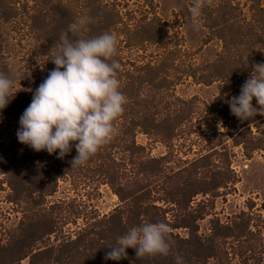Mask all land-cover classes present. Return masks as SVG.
<instances>
[{
    "label": "rangeland",
    "instance_id": "374dc122",
    "mask_svg": "<svg viewBox=\"0 0 264 264\" xmlns=\"http://www.w3.org/2000/svg\"><path fill=\"white\" fill-rule=\"evenodd\" d=\"M92 3L113 15L110 29L118 37L115 59L124 83L140 81L133 77L142 70L140 66L157 65L170 50L181 47L182 55L168 76L176 86L164 95L161 89L155 90L156 95L152 91L145 101H140L136 92L130 97L124 94L123 120L115 122L117 135L101 148L99 165L87 162L62 175L57 191L46 195L42 203L35 205L26 192L16 198L9 175L0 166V250L13 247L21 238L28 243L23 233L40 219L39 212L52 215L57 222L55 232L38 237L30 246L25 244L23 252L17 248L16 254L23 255L20 259L12 262L0 257V264H31V254L38 248L74 240L96 219L124 209V201L107 179L128 154L125 147L132 143L134 133L141 145L137 156L147 169V174H138L142 192L149 193L143 200L156 205L152 212L158 213L157 217L165 213L170 231L184 238L193 229H197V238L218 231L216 237L228 253L224 257L227 262L211 258L208 264H264V115L243 123L226 102L240 94L252 65L264 62V0H0V72L14 81L16 94L33 92L62 33L68 32L70 38L87 36L90 28L107 25L97 24ZM197 4L203 18L198 26L192 19ZM82 17L88 18L86 28L73 35L70 26ZM151 20L170 31L162 43L154 41L160 38L150 37L153 31L146 29L145 34L143 29L137 30ZM161 76L158 78L165 84ZM168 108L184 114L173 138L166 134L169 131L160 132L148 123L142 128L134 125V130L130 127L133 132L126 134L129 124L121 122L127 118L131 122L132 114L152 118L153 111H158L162 118ZM19 128L14 117L0 116V162L8 159L4 145L9 148L18 139ZM130 150L134 154L133 147ZM132 165V170L138 169V163ZM156 170L160 173L152 175ZM177 187L194 195L189 205L190 196L183 190L175 196L178 203L172 200ZM189 214L196 215L195 220L190 218L189 227H173L181 225Z\"/></svg>",
    "mask_w": 264,
    "mask_h": 264
},
{
    "label": "trees",
    "instance_id": "16d2710c",
    "mask_svg": "<svg viewBox=\"0 0 264 264\" xmlns=\"http://www.w3.org/2000/svg\"><path fill=\"white\" fill-rule=\"evenodd\" d=\"M91 5L95 11V15L97 16L96 18L99 19L97 24L106 23L107 25L103 27L94 26L86 33L87 36H81L77 34L76 36H72V39H77L78 37L91 38L101 35L104 32L113 33V30L110 29V25H112L113 22V15L107 12L105 9H101L99 6L94 5L93 3ZM106 21H108V23ZM148 22H144L143 24L137 26V30L143 29L145 34L146 29L153 31L152 34H150V37L152 36L160 38L159 40H154L155 43H162V40L170 35V31H168L167 28L155 26V22H153V20ZM37 32L39 31H34L35 34ZM46 47L47 46L42 45L43 50H45ZM44 53H47V51H44ZM179 55H182L181 47L176 51L170 50L166 55V58L157 65H152V63H149L147 66H140L139 69L142 70H139L136 73L137 76L134 74L133 77L135 79L140 77L141 80L132 81L129 85L128 82L124 83L122 81L124 74L119 69L118 79L121 84L120 90L127 97L132 96L133 92H136V95L140 101H145L148 97H151L150 94L152 91H154L156 95L157 92L155 90L158 91L161 89L162 95L168 93L170 89L175 88L177 83L174 81V79L168 76L171 72L170 68L175 66V62ZM50 58L51 55H49V59ZM49 59V67L46 68V73L41 79H39L33 92L30 94H15L8 106L5 109L0 110V116H12L17 121H20V117L24 110L32 101L35 89H37L39 85L45 80L49 71L56 67V65ZM160 75H164V77H161L164 78L166 82L165 84H163V82H161L158 78ZM157 81H159V83H157ZM176 99L180 100L178 97H176ZM254 101L255 99L253 100V105ZM135 106L138 105L135 104ZM166 110V116L162 118L158 116V111H153L152 118H143L139 115L132 114V117L130 118L131 122H129L127 117H124L127 118V120L121 123L129 124L126 134L133 132L134 125L136 127L142 128L144 123H148V127L156 128L157 130H160V132L169 131L166 134L170 138H173L176 135V131L174 129L184 114L181 110H177L174 113L170 111V108ZM154 115L156 116L154 117ZM120 120H123L121 116L118 119V124ZM244 122L245 121H243V123ZM249 122L251 121L245 123L244 126L248 125ZM130 127H132L133 130ZM4 146L7 151V154L5 155L8 156V159L6 161L0 162V166L3 169V172L6 171L5 173L9 175L7 179L9 178L11 187L15 189V192H17L16 198H20V196H22L21 193L26 192L25 195L29 194L30 197H33V203L35 205L42 203L46 195H52L57 191L58 178H60L62 175L64 176L72 172L73 168H71L72 165L70 161L77 155L75 143L73 144L71 153L66 155L63 159L57 158L59 151H57L56 154H49L47 151L36 152L29 146L20 143L18 139L8 146L9 148H6V145ZM131 147H133L135 150L134 154H130L132 153L130 150ZM140 149L141 145L136 143L134 133L132 143L125 147V150L128 152V154L121 158V162L118 164V169L113 172L114 175H109V178L107 179V183H110L111 187L115 189V192L119 195L120 199L124 201L125 208H117L113 213L106 214L100 219H96L95 223L86 229L82 236L74 240H67L58 247L49 246L45 249L38 248L37 251L31 254V264H177V257L182 258L181 264H208V261L211 258H217V261H226L224 257L227 256L228 253L223 249V247L220 246V241L216 237V235L219 236V232L215 231L213 232V236H208L207 238H197V229H193L191 233H189L190 235L186 238L181 237L178 233L170 231L171 251L168 256L156 255L138 258L136 251L132 248H129L127 249V258L125 259L119 261L105 259L106 253L111 250L109 247L114 246L117 242V238L123 236L129 228L140 225L141 223H156L161 221L164 223L166 222L165 213L164 216L157 217L158 213L152 212V208H157L156 205L151 206L149 203H145L146 201L143 200L144 198L148 197L149 193L147 190L142 192L144 186L140 185V181L138 179L139 175L147 174V169L143 159L137 156V153L140 151ZM99 153H101V149L97 152V154L88 160V163L93 164V166L95 164L98 166V160L100 159H98L97 156ZM35 160H38V162L36 163ZM197 160L199 161V159ZM153 161L155 162V159H153ZM132 162L138 163V169L132 170L134 167ZM159 173V170L152 171V175L154 176L158 175ZM182 190L186 197L190 196V198H188L189 205V199H191L194 195L191 193V191H186L184 187H177L173 190L172 200L178 203L177 199H175V196H178L177 194H179V192L182 193ZM35 192H38L37 195L39 197L35 198V195L33 196ZM126 211L128 214L127 216H124ZM39 213L40 219L36 221L32 228H29L23 233L24 235H27L26 237L28 238V243L26 239L21 238L20 241H15L13 243V247H3V250H0V257H5L7 260L9 259L12 262L16 258L20 259L23 255H21V252L19 255L16 254V252H18L17 248H19L20 251H24L25 244L30 246L29 244L43 237L45 234L49 235L55 232L57 229V222L54 217L46 212ZM191 214H189V218L183 219L182 224L185 225L181 224L173 227H189L190 218L193 217L195 220L196 217L194 214L190 217ZM226 228L227 227L224 229L227 230ZM13 256L16 257L12 260ZM246 260H250V258H247ZM228 264L239 263L230 262ZM254 264H260V262L258 261Z\"/></svg>",
    "mask_w": 264,
    "mask_h": 264
},
{
    "label": "clouds",
    "instance_id": "9594fccd",
    "mask_svg": "<svg viewBox=\"0 0 264 264\" xmlns=\"http://www.w3.org/2000/svg\"><path fill=\"white\" fill-rule=\"evenodd\" d=\"M193 23H203L200 6L192 9ZM88 18L82 17L70 26L73 35L83 31ZM51 60L56 67L35 89L29 106L20 117L16 135L20 143L36 152L47 151L63 159L72 151L77 155L72 167L85 165L88 160L117 135L116 121L127 103L118 79L120 63L118 37L104 32L91 38H70L61 34L53 45ZM14 81L0 72V110L5 109L18 91ZM28 91H32L29 89ZM256 100L259 107L253 105ZM231 113L241 121L257 114L264 115V62L252 65L249 78L238 96L226 101ZM106 253V260L127 258V249L136 251L138 258L168 256L171 251L170 229L164 222L141 223L117 238ZM181 264V257H177Z\"/></svg>",
    "mask_w": 264,
    "mask_h": 264
}]
</instances>
